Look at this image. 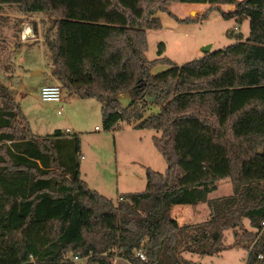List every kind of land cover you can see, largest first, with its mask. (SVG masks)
I'll list each match as a JSON object with an SVG mask.
<instances>
[{"label": "trees", "instance_id": "1", "mask_svg": "<svg viewBox=\"0 0 264 264\" xmlns=\"http://www.w3.org/2000/svg\"><path fill=\"white\" fill-rule=\"evenodd\" d=\"M175 3L205 4L226 20H250V38L181 66L148 60L156 15ZM23 13L56 20L46 38L53 74L68 96L96 100L104 127L137 123L160 131L153 142L168 168H148L141 193L114 202L89 188L80 171L81 146L61 130L38 137L10 89L0 84V264H198L183 257L216 256L234 246L249 251L247 264H264V0H0ZM222 5H234L224 12ZM171 69L153 74L158 65ZM131 104L124 108L120 96ZM151 98H156L151 102ZM156 104L157 114L146 117ZM230 179L233 194L209 200ZM208 204L211 216L181 226L175 206ZM248 220L252 229L243 228ZM262 236L259 237V232ZM141 252L146 261L136 254Z\"/></svg>", "mask_w": 264, "mask_h": 264}, {"label": "rangeland", "instance_id": "2", "mask_svg": "<svg viewBox=\"0 0 264 264\" xmlns=\"http://www.w3.org/2000/svg\"><path fill=\"white\" fill-rule=\"evenodd\" d=\"M181 5L175 4L169 10L178 19L185 20L186 14L182 13ZM208 8L209 5H206L204 12ZM201 15L194 12L190 22L180 23L168 13L160 12L161 29L147 32L148 60L159 58L160 44L166 47L163 57L181 66L203 57L207 53L204 51L206 46H212L210 50L215 52L235 44L236 36L242 35L245 41L250 38L249 19L240 24L237 19H224L219 11L209 12L206 19ZM55 20L52 14L46 12L23 13L16 5L0 7V84L10 89L34 135L46 137L61 130L65 135L79 138L81 177L90 189L114 202L122 195L145 191L146 170L150 168L164 174L168 168L153 142L154 137L161 136L160 131L137 130L133 127L135 123L131 126L126 122H120L113 130L106 131L101 111L103 105L96 100L86 101L76 97L69 101L63 88L61 102L44 103L40 100L43 86H61L53 74L52 54L46 42L49 34L55 38V33L51 32ZM24 25L27 26L24 28ZM27 27L35 32L37 40L32 37L22 41ZM169 69L171 66L161 64L153 69V74ZM120 102L126 108L131 99L122 95ZM63 105L64 111L59 114L58 110ZM159 110L158 105L151 104L145 116L157 114ZM68 129L70 134H66ZM232 194L231 180L224 179L217 183V190L209 195V200ZM184 210L194 211L187 220L188 224L203 223L211 215L207 204L175 206L173 215L176 211L175 216L182 218ZM245 223L248 224V220ZM243 228L247 229L248 225L244 224ZM250 231L257 232L252 227ZM234 241L233 230L226 231V250L216 256L201 258L193 255L188 259L201 264H247L249 251L242 246H234ZM78 263L88 264L87 260ZM113 264L130 263L115 258Z\"/></svg>", "mask_w": 264, "mask_h": 264}, {"label": "crops", "instance_id": "3", "mask_svg": "<svg viewBox=\"0 0 264 264\" xmlns=\"http://www.w3.org/2000/svg\"><path fill=\"white\" fill-rule=\"evenodd\" d=\"M175 4H182L181 6H180V9H182V13L183 14H186V17H185V19H187V18H190V17H192V14L194 13V12H196V13H204V11L205 10H203L204 9V7L206 6L205 4H186V3H175ZM175 4H173V5H175ZM172 5V6H173ZM171 6V7H172ZM171 7L169 8V9H171ZM221 9L224 11V12H233L235 9H236V7L234 6V5H222L221 6ZM160 13V12H159ZM159 13L156 15V17L157 18H159L160 16H159ZM193 18V17H192ZM246 21H247V19H246ZM246 21H244V22H246ZM25 26H27V25H24V28H25ZM235 30H238V28H235ZM23 31V30H22ZM28 32V37H29V39H32V37L34 38V39H36V34H35V32L34 31H32L31 29H29L28 27L26 28V33ZM37 40V39H36ZM22 41H24L23 39H22ZM212 47V46H211ZM165 51H166V47H165ZM210 52H211V50H210ZM44 87V86H43ZM66 95H68L67 93H66ZM72 98L73 97H70L69 96V101H71L72 100ZM86 101H90V100H86ZM61 109H63V111H64V105L61 107ZM59 111V110H58ZM101 111H102V109H101ZM137 124L135 123V126H136ZM131 126H133V125H131ZM135 126H133V127H135ZM67 131H69V129L67 130ZM66 134H67V132H66ZM106 197V196H105ZM208 205V204H207ZM190 206V205H189ZM209 207V206H208ZM174 209V208H173ZM177 211H181V210H177ZM176 212V211H175ZM175 212H174V215H173V211H172V216H173V218L174 219H176V221L179 223V225H181V226H184V225H196V224H188L187 223V220L191 217V215H193L194 214V211H185L184 210V212H185V215L182 217V218H178L177 216H175ZM183 212V211H182ZM211 216V215H210ZM209 220V219H208ZM207 220V221H208ZM246 221V220H245ZM245 221H244V224L245 225H248V228L246 229L245 228V230H248V231H250V229H251V227L249 226L250 225V223H245ZM206 222V221H205ZM249 222V221H248ZM204 223V222H203ZM198 224H201V223H198ZM250 227V228H249ZM241 232V230L240 229H237V230H235V231H233V234L235 233V232ZM189 255H191V256H189ZM193 256V254H190V253H184L183 254V257L185 258V259H187V260H189L188 258L189 257H192ZM196 256H198V255H196ZM201 258H203V257H201ZM198 264H201V263H199L198 262Z\"/></svg>", "mask_w": 264, "mask_h": 264}, {"label": "built area", "instance_id": "4", "mask_svg": "<svg viewBox=\"0 0 264 264\" xmlns=\"http://www.w3.org/2000/svg\"><path fill=\"white\" fill-rule=\"evenodd\" d=\"M22 39L24 41L28 40L29 37L28 35H26V30L24 31L23 35H22ZM62 87L58 86V85H48V86H44L41 88L40 90V100L44 103H57V102H61L62 100ZM63 111V109H60L58 111L59 114H61ZM67 134H70V132L68 131ZM120 200H122V198H120ZM261 228L264 230V221L261 223ZM262 232H259V237L262 236ZM136 256L141 259L142 261H146V257L141 253H137ZM74 262H79L82 261V258L79 256H71L70 257ZM260 259H263L264 256L260 255L259 256Z\"/></svg>", "mask_w": 264, "mask_h": 264}, {"label": "water", "instance_id": "5", "mask_svg": "<svg viewBox=\"0 0 264 264\" xmlns=\"http://www.w3.org/2000/svg\"><path fill=\"white\" fill-rule=\"evenodd\" d=\"M210 49H211V46H206L204 47V51H206L207 53H210ZM156 98H151L150 101L151 102H155Z\"/></svg>", "mask_w": 264, "mask_h": 264}, {"label": "bare ground", "instance_id": "6", "mask_svg": "<svg viewBox=\"0 0 264 264\" xmlns=\"http://www.w3.org/2000/svg\"><path fill=\"white\" fill-rule=\"evenodd\" d=\"M26 35H28V32H27V34Z\"/></svg>", "mask_w": 264, "mask_h": 264}]
</instances>
